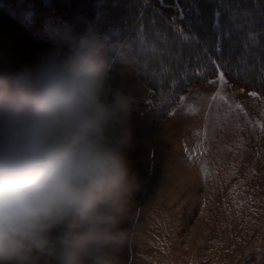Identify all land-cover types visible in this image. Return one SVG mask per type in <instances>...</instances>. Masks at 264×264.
<instances>
[{"label":"clouds","instance_id":"clouds-1","mask_svg":"<svg viewBox=\"0 0 264 264\" xmlns=\"http://www.w3.org/2000/svg\"><path fill=\"white\" fill-rule=\"evenodd\" d=\"M0 72V264H119L138 87L87 30Z\"/></svg>","mask_w":264,"mask_h":264},{"label":"rangeland","instance_id":"rangeland-1","mask_svg":"<svg viewBox=\"0 0 264 264\" xmlns=\"http://www.w3.org/2000/svg\"><path fill=\"white\" fill-rule=\"evenodd\" d=\"M115 9L121 24L129 9ZM106 10L96 8V24ZM26 35L0 0V72L51 49ZM121 70L138 87L139 104L126 150L138 188L122 225L128 239L119 264H264V97L229 82L221 88L216 76L191 85L156 123L140 108L151 92L133 68Z\"/></svg>","mask_w":264,"mask_h":264},{"label":"trees","instance_id":"trees-1","mask_svg":"<svg viewBox=\"0 0 264 264\" xmlns=\"http://www.w3.org/2000/svg\"><path fill=\"white\" fill-rule=\"evenodd\" d=\"M4 8H7L18 19V23L22 25L26 36L29 41L44 42L49 44L51 49L56 47H63L67 50L65 40L76 34H82L87 30H94L102 34H106L110 29L121 28L128 26L131 28L133 25L139 27L141 23L145 26V31L149 32V39H155V32L152 31V21L156 22V27L162 32H167L168 40L170 42L169 47L174 48L175 51L182 52V59L180 63V71L188 65L187 76L180 75V78L176 83L169 81L165 85L156 86L152 83L151 78L144 75L143 72L137 71L134 64L131 63H116V70L118 71L122 67H131L135 70L138 78L142 81L145 87L151 92V97L148 102H143L140 108L152 112L154 121L158 123L163 118H166L173 111V107L178 103L181 95L187 91V89L200 82H205L209 79H213L217 76L215 66L211 63V60L216 59L220 63V58L213 51L211 42H207V51H201L199 48L192 46L181 47V44L174 39V34L170 24L173 23V17H175V25L180 28H186L188 17L187 15L181 19L177 10V5L181 8L184 7L186 0H176L177 5L172 7L161 3V0H149V4L145 6L143 0H2ZM192 2V0H189ZM194 2L200 6L202 11L211 13L214 0H194ZM242 6H253V0H238ZM261 6H264V0H257ZM81 6L78 14H72L71 9L75 5ZM118 4H121L128 10V14L123 17L124 21L120 24L119 12L116 11ZM95 9H94V8ZM96 8L107 9L106 13L99 14L105 18L104 22L99 24L95 23ZM62 12V13H61ZM141 12L143 16L141 18ZM83 15L87 16L84 17ZM24 17V18H23ZM211 18H207L206 25L203 29H200V35L211 36ZM197 30V29H193ZM125 35L135 36L134 31L125 33ZM110 41L115 43L111 37ZM237 44H242L244 37L239 35L234 37ZM163 48V45H161ZM197 54L199 55V61L197 60ZM189 57L191 62L189 63ZM197 63L207 65L206 78L197 74H192V69L197 66ZM225 67L221 70L224 71L225 77L229 83L234 86H238L246 91H253L258 93L261 97H264V85H261L254 76L249 74L248 76L229 75V72H234V68L231 64H227L225 61ZM173 72L177 71L176 63L172 65ZM164 93L162 99L161 93Z\"/></svg>","mask_w":264,"mask_h":264},{"label":"snow or ice","instance_id":"snow-or-ice-1","mask_svg":"<svg viewBox=\"0 0 264 264\" xmlns=\"http://www.w3.org/2000/svg\"><path fill=\"white\" fill-rule=\"evenodd\" d=\"M163 3V0H161ZM147 6L149 0H143ZM179 16L183 19L188 17L187 27L180 28L173 23L170 24L174 39L184 46H195L201 51H207V42H211L213 51L220 58V63L216 59L211 60L215 66L217 78L223 88L228 81L225 79V73L221 69L227 64H231L234 72L229 75L248 76L251 74L257 81L264 85V6H261L257 0H253V6H242L238 0H214L211 13L202 11L194 0H186L185 5L181 8L177 5ZM143 12H141V18ZM211 18V36L200 35L199 30L206 25L207 18ZM152 31L155 32V39H149V32L145 31L143 23L139 27L133 25L131 28L124 26L121 28L110 29L106 35L111 37L114 44L122 46L123 55L117 61L118 63H131L137 68L138 73L143 72L145 76L150 77L156 86H162L171 81L176 83L180 75L187 76L188 65L185 64L182 73L180 63L182 52L175 51L169 47L167 32L162 33L157 27L156 22L152 21ZM197 30H193V29ZM130 31L135 32V36L125 35ZM243 35L242 44H237L234 37ZM163 45V48L161 47ZM199 61V55L197 54ZM176 63L177 71L173 72L172 63ZM191 57H189V63ZM207 65L197 63L192 69V74H197L206 78ZM215 80H208V83H215ZM256 96V92L249 93ZM217 92L216 96H220ZM162 99L164 93H161ZM223 98V97H221ZM240 107L239 104L236 105Z\"/></svg>","mask_w":264,"mask_h":264}]
</instances>
